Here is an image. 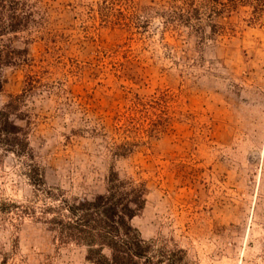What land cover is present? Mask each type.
Segmentation results:
<instances>
[{"label":"rangeland","instance_id":"374dc122","mask_svg":"<svg viewBox=\"0 0 264 264\" xmlns=\"http://www.w3.org/2000/svg\"><path fill=\"white\" fill-rule=\"evenodd\" d=\"M30 2L49 32L5 38L18 51L2 68L0 107L20 95L11 120L45 187L28 175L30 159L0 146V264H92L40 219L44 189L92 197L112 165L148 186L134 219L145 239L185 249L194 264H264V12L240 6L219 19L231 34L203 42L187 27L166 30L157 11L167 0H116L107 18L102 0ZM163 92L164 127L112 156L102 132L113 118Z\"/></svg>","mask_w":264,"mask_h":264},{"label":"trees","instance_id":"16d2710c","mask_svg":"<svg viewBox=\"0 0 264 264\" xmlns=\"http://www.w3.org/2000/svg\"><path fill=\"white\" fill-rule=\"evenodd\" d=\"M115 1L102 0L103 17L113 15ZM166 3L157 11L164 19L166 30L180 32L181 27H187L203 42L231 34L233 28L219 19L240 6L253 8L257 16L264 12V0H167ZM119 12L126 16L124 20L120 18L121 25H128L131 17L122 10ZM21 32L29 38H33L34 33H48L45 17L30 0H0V92L5 82L2 68L16 60L18 51L5 38ZM37 82L32 79L27 93L36 89ZM167 97L166 92L150 98L136 96L129 109L113 118L111 130L102 132L112 156L126 157L137 146L145 144L147 137L159 133L167 117L160 114L158 110L164 113L165 110L158 107ZM20 103V95H17L0 107V146L30 159L28 175L39 187H45L41 166L34 161L29 143L19 137L21 132L11 120V114ZM44 190L51 202L43 208L40 219L56 233L61 243L85 247L86 259L92 264H194L185 249L171 247L167 240L142 236L134 219L145 208L148 186L133 176H121L115 165L109 170L105 190L92 197H69L61 188ZM24 210L35 212L30 206Z\"/></svg>","mask_w":264,"mask_h":264}]
</instances>
